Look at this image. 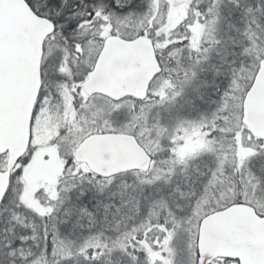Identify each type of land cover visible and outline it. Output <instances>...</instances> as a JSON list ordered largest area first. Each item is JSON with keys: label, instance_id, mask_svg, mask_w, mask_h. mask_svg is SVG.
Instances as JSON below:
<instances>
[{"label": "snow or ice", "instance_id": "snow-or-ice-1", "mask_svg": "<svg viewBox=\"0 0 264 264\" xmlns=\"http://www.w3.org/2000/svg\"><path fill=\"white\" fill-rule=\"evenodd\" d=\"M0 264H264V0H0Z\"/></svg>", "mask_w": 264, "mask_h": 264}]
</instances>
